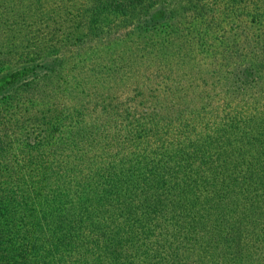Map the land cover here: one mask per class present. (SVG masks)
Masks as SVG:
<instances>
[{
    "label": "trees",
    "instance_id": "1",
    "mask_svg": "<svg viewBox=\"0 0 264 264\" xmlns=\"http://www.w3.org/2000/svg\"><path fill=\"white\" fill-rule=\"evenodd\" d=\"M0 264H264V0H0Z\"/></svg>",
    "mask_w": 264,
    "mask_h": 264
}]
</instances>
